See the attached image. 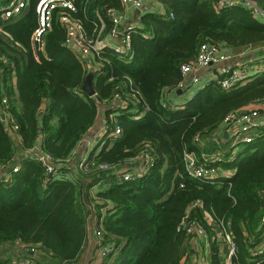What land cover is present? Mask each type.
<instances>
[{"label": "trees", "instance_id": "16d2710c", "mask_svg": "<svg viewBox=\"0 0 264 264\" xmlns=\"http://www.w3.org/2000/svg\"><path fill=\"white\" fill-rule=\"evenodd\" d=\"M8 1L0 0V7ZM70 1L72 18L88 38L96 40L101 25L99 40L109 38L114 26L105 12L121 11L120 0ZM158 1L163 12L140 17L126 55L106 48L93 56L99 66L93 97L82 90L89 71L67 46L59 12L37 52L31 38L39 0H27L25 14L0 23V116L4 112L8 121H0V247L17 242L43 254L26 253L36 264H44L43 257L45 264H75L93 216L100 245L111 249L102 264H180L189 242L182 223L196 220L212 235L211 218L225 220L233 235L230 264H264V252L251 255L264 234V132L244 156L217 162L230 177L193 179L187 171L190 156L208 165L203 140L230 112L255 106L264 117V74L229 91L215 79L202 87L192 79L181 91L192 90L190 100L176 105L170 98L183 82L180 66L195 59L200 44L230 53L264 46V22L242 5L217 9V0ZM101 106L107 134L118 127L121 135L104 137L71 167ZM37 148L52 159V173L37 160ZM142 166L146 172L137 176ZM122 172L134 181H123ZM218 253L211 242L210 264H219Z\"/></svg>", "mask_w": 264, "mask_h": 264}, {"label": "built area", "instance_id": "2783aa9c", "mask_svg": "<svg viewBox=\"0 0 264 264\" xmlns=\"http://www.w3.org/2000/svg\"><path fill=\"white\" fill-rule=\"evenodd\" d=\"M152 0H120L123 9L131 8L135 10H143L145 6L151 3ZM264 3V0H262ZM244 5L251 11L253 16H263L264 10L257 7L255 0H217L216 8L221 9L225 7H234L237 5ZM28 5L26 0H9L7 4L0 7V23H5L11 19L21 17ZM59 12V21L66 29V44L76 54L78 59L86 67H89L88 58L94 55H99L106 48L111 49L116 55H126L130 47V37L134 32L135 27L127 25L123 30L120 31V23L122 15L120 11L108 9L105 12V16L112 22L113 29L110 32L109 40L101 41L99 36L103 30V25L98 33L97 39L92 40L88 38L83 26L74 18L72 13L75 12L74 5L70 0H39L36 7V14L38 16V28L34 31L31 38V45L34 50L42 51L43 49V36L44 33L51 28V21L53 13ZM99 22L102 23V19L99 17ZM1 30V28H0ZM120 37V38H118ZM111 41H116L112 43ZM233 55L220 45L212 43L200 44L196 57L192 62L184 63L180 66L181 76L183 82L179 85L178 91H183L187 88L188 84L186 78L195 72L202 69L213 70L217 85L224 91H229L235 87L247 82L253 74L260 73L264 70V58L257 61H252L245 64H231ZM194 82H199L195 79ZM4 103V102H3ZM0 121L8 126L6 115L3 112L0 116ZM223 130L231 139V144H251L261 132H264V117L261 116L256 110L248 112L232 111L223 120ZM105 138L109 139L120 137L121 131L118 127H115L111 134H107L106 126L104 124ZM14 136L18 138L15 134ZM104 142V141H102ZM234 150V149H233ZM34 154L37 160L44 166L48 174L53 172L52 159L44 156L40 149H36ZM231 152L228 162H232L235 159ZM211 157H203L205 162ZM150 157H145V162L149 163ZM84 160H82L78 167L80 170L84 168ZM218 160L212 165L199 164L197 165L194 161V156L189 157L187 163V171L190 178L202 179V180H217L222 177H230L232 172L224 171L220 167L216 166ZM106 168V167H104ZM17 171V168L14 169ZM146 172V168L143 166L137 170V176ZM136 176V177H137ZM121 178L123 181H134L135 176L122 172ZM196 205V204H195ZM188 219V215L185 217ZM208 223L212 225L213 234L208 235L204 227L196 220H191L188 224L184 221L182 225L186 229V234L190 242H196L198 244L204 243L210 245L211 242L217 244L219 239L227 246V264L231 263V259L236 252V244L232 233L227 228V222L218 221L214 222L211 218H208ZM261 225H264V213L261 217ZM98 237V233L96 232ZM99 242V241H98ZM100 245V242H99ZM27 252V251H26ZM264 252V234L262 235L261 242L257 247L251 250L252 256L262 255ZM27 253H33V250ZM111 253V249L108 246H101L99 254L101 258H105ZM210 255V251H209ZM27 259V258H26ZM26 259H13L7 264H29Z\"/></svg>", "mask_w": 264, "mask_h": 264}, {"label": "crops", "instance_id": "0c3cea01", "mask_svg": "<svg viewBox=\"0 0 264 264\" xmlns=\"http://www.w3.org/2000/svg\"><path fill=\"white\" fill-rule=\"evenodd\" d=\"M8 1V0H5ZM256 5L258 8L261 10H264V3L262 0H255ZM27 2V0H26ZM28 5V2H27ZM242 5V4H241ZM244 6V5H242ZM28 11V8L25 10L24 14ZM137 10L131 9V8H126L120 11L122 15L121 23H120V31H122L125 26L127 25H132L134 27L141 26V21L140 17L143 16L146 12H158L162 13L163 12V7L161 3L158 0H152L150 4L145 6L143 10H141L139 13L136 12ZM100 16H98L99 18ZM259 20L264 22V17L263 16H258ZM1 28V27H0ZM120 38V37H118ZM109 38H104L103 41H107ZM112 43H116V41H111ZM264 47V46H261ZM261 47H256L252 49H247V50H241L239 53H232L233 57L231 59V64L236 65V64H245L249 63L252 61H257L261 60L264 58V51L261 49ZM78 58V57H77ZM80 61V60H79ZM89 61V67H86L84 64L83 67H85L89 73L94 74L99 69L98 63L94 62V57L91 56L88 58ZM81 63V61H80ZM264 74V70L261 71L260 73L253 74L251 78L248 80L249 82L253 80L254 78L259 77L260 75ZM199 79V84L197 87H202L203 84H206L207 81L215 79V76L211 70L207 69H202L198 72L190 74L187 78V84L191 82V80ZM245 84V83H243ZM192 90H189L186 93H179L175 95V97L170 96L172 101L176 103V105H183L187 100H190L191 95H192ZM180 96V97H178ZM260 107H250L248 110H257ZM105 112V108L103 106L100 107V115L99 118L94 125L93 128L90 129V131L86 134V136L83 138L81 141L80 145L78 146L74 156L69 162V165L71 167L76 166L78 160H80L82 157L88 155V151H93L94 148L101 142L105 141L104 136L105 135H98L97 132H104V125L101 121V115ZM103 125L102 129H100V125ZM226 133L223 130V128H219L215 133H213L209 138L203 140V146L205 147L204 150H202V156L203 157H211L214 156V158H209L208 163L209 165H212L215 163V161L218 160V162H222L225 160L228 162V158L231 155V152H233V149L230 150L229 152H225V150L222 149L223 146L227 145L229 142H231L228 136H225ZM97 138V140L95 139ZM86 140V141H85ZM16 141L19 143L18 138ZM204 153V154H203ZM223 170V169H222ZM75 175V170L72 169L70 172V176ZM96 218L95 217H90L88 220V225H87V241L88 245L86 243L84 251L82 255L80 256L79 260L75 264H79L80 259L84 255L85 252H87L88 255V263L87 264H102L101 260L94 261V255L99 254V249L100 245L98 242V237L96 236V231H97V225H96ZM217 246L219 248V253H218V260L219 264H227V246L221 242L219 239L217 240ZM88 247V250H87ZM98 251V252H97ZM209 251H210V245L204 244V243H196V242H186L185 248L183 251L182 259L180 264H210L209 261ZM26 250L19 245L17 242L13 244H7L3 247H0V261H7L6 264L13 260V259H26ZM29 255H33L35 258H40L42 253H40L38 250H35L33 253H29ZM44 259V264L47 261L46 257H43ZM29 264H36L34 260L32 259H26Z\"/></svg>", "mask_w": 264, "mask_h": 264}, {"label": "rangeland", "instance_id": "374dc122", "mask_svg": "<svg viewBox=\"0 0 264 264\" xmlns=\"http://www.w3.org/2000/svg\"><path fill=\"white\" fill-rule=\"evenodd\" d=\"M0 33H1V30H0ZM261 49H263V51H264V47H261ZM247 82H249V81H247ZM247 82H245V83H247ZM103 125H104V123H103ZM103 125L102 124L100 125V127H101L100 129H102ZM99 132H100V130H99ZM99 132H97L98 135H100V136L105 135V131L101 132V133H99ZM13 137H14V140L16 141L17 138L14 136V134H13ZM95 139L97 140L96 137H95ZM247 148H248V146L245 144H231V142H229L227 145L222 147V149L225 150L226 153L229 152L230 150L234 149L233 154L234 155L236 154V156L237 155L238 156H244V153L247 150ZM87 245H88V241H87ZM87 250H88V247H87ZM100 259L101 260L103 259V258H101L100 254L94 255V261L99 260V262H100L101 261ZM88 260L89 259H88L87 252H85L84 255L82 256V258L80 259L79 264H87Z\"/></svg>", "mask_w": 264, "mask_h": 264}, {"label": "water", "instance_id": "95a60500", "mask_svg": "<svg viewBox=\"0 0 264 264\" xmlns=\"http://www.w3.org/2000/svg\"><path fill=\"white\" fill-rule=\"evenodd\" d=\"M136 12H140L139 10H137ZM92 76L93 74L92 73H88L86 78H85V82H84V85H83V88L82 90L84 91V93H86L87 96L89 97H93L95 95V92L92 88ZM181 93V91H177V94ZM227 136V134L225 135Z\"/></svg>", "mask_w": 264, "mask_h": 264}]
</instances>
